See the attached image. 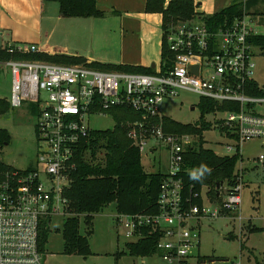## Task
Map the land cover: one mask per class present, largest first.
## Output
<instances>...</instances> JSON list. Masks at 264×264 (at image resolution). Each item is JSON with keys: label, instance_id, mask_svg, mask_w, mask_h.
I'll list each match as a JSON object with an SVG mask.
<instances>
[{"label": "built area", "instance_id": "obj_1", "mask_svg": "<svg viewBox=\"0 0 264 264\" xmlns=\"http://www.w3.org/2000/svg\"><path fill=\"white\" fill-rule=\"evenodd\" d=\"M195 20L172 22L163 30L173 65L166 69L160 65L152 74L27 59L39 53L36 44L13 42L0 47V68L9 67L11 73V106L26 105L38 119L35 165L0 170V264H45L43 221L66 212L65 191L77 165V151L95 130L90 125L91 116L110 115L116 125L113 109L127 107L138 114L125 126L141 156L145 152L154 155L159 142L167 148L168 171L161 184L160 211L115 213L128 242L140 240L149 229L160 234L157 254L170 263L188 264L190 251L200 243V230L192 222L241 209L242 169H238L236 186H221L220 201L211 200L206 192L194 194L203 200L201 205L184 197L179 174L185 153L195 146L197 136L166 132L161 107L182 90L198 94L200 100L237 104L239 110L210 113L216 121L214 126L224 128L223 133L235 141L226 145L227 154L240 153L244 142L264 141V96L249 93L258 48L250 41L257 33L255 22L244 14L210 30L203 22L195 25ZM1 53L8 54L9 59H3ZM192 66L198 68V75ZM151 141L157 143L151 145ZM259 160L263 162L264 156ZM209 204L217 206L212 209Z\"/></svg>", "mask_w": 264, "mask_h": 264}, {"label": "trees", "instance_id": "obj_2", "mask_svg": "<svg viewBox=\"0 0 264 264\" xmlns=\"http://www.w3.org/2000/svg\"><path fill=\"white\" fill-rule=\"evenodd\" d=\"M264 1V0H263ZM59 5L60 13L64 17L75 18H102L109 13L100 10L97 0H44ZM259 0H234L230 5L214 14H201L196 10L194 0H171L166 6L165 0H147L146 11L161 13L163 15V30L172 22L200 19L210 30L233 22L237 17L245 14L244 8L250 10ZM250 41L264 53V34L254 33ZM7 60L9 55L1 53ZM30 60H42L68 65L86 64L104 70H123L152 74L155 69L145 66L102 64L99 62L88 63L82 56L36 53L26 56ZM173 54L166 41H163L161 65L163 69L173 65ZM249 93L254 96H264V87L255 79L251 81ZM7 98H0V115L11 109ZM201 117L195 123H182L164 117L166 132L188 133L197 136L195 146L185 153L183 168L179 176L184 182V197L190 198L193 203L202 204L201 198H194L195 193L206 194L213 201H220L218 196V183H225L229 187L238 184V162L242 159L240 153L219 154L212 148L206 147L204 132L214 127L205 117L213 112L222 110H239L233 103H220L211 99L201 98L198 103ZM111 113L117 120L112 129L92 130L85 138L76 154V168L70 173L71 181L65 191L68 201V218L62 233L64 239V252L87 257L92 254L89 235L92 233L93 216L101 212L110 204H115L116 212L122 214H156L160 211L158 199L161 184L167 177L166 172H148L143 163L142 156L137 146L128 137L125 122L138 117V114L127 107L113 109ZM224 132V128L221 127ZM231 138L235 135L231 134ZM10 133L5 128H0V142L8 143ZM104 154L101 157V150ZM264 164V161H263ZM12 167L0 162V170ZM81 218L88 229V234L80 232ZM262 230L254 227L252 231ZM43 249L48 242L49 229L43 225L41 234ZM159 233H151L145 229L144 236L136 242H127L124 254L134 257H148L157 254ZM118 253L117 256H120ZM263 264V263H258Z\"/></svg>", "mask_w": 264, "mask_h": 264}, {"label": "rangeland", "instance_id": "obj_3", "mask_svg": "<svg viewBox=\"0 0 264 264\" xmlns=\"http://www.w3.org/2000/svg\"><path fill=\"white\" fill-rule=\"evenodd\" d=\"M233 1L216 0L215 4L205 8V14L222 10ZM246 1L243 0L244 4ZM244 11L247 16L253 18L255 32L264 34V1L259 0L255 7L250 10L244 8ZM201 22L198 18L194 24L199 25ZM254 61L256 66L253 78L264 87V53L259 48H256ZM10 97V68L1 67L0 98L9 100ZM199 100L198 94L182 90L179 96L164 101L161 112L165 117L182 123H195L201 117ZM205 118L213 125L216 124L213 115L209 114ZM37 120L35 113L26 105L24 108L11 107L8 113L0 115V128H5L10 133L8 143L0 142V162L19 169H27L35 165L38 154L35 130ZM90 125L95 130L112 129L115 120L110 115L91 116ZM204 138L206 147L222 155L227 154V144H235V141L226 136L218 126L205 131ZM156 143L150 142L151 145ZM157 144L158 151L154 155L145 152L142 155V163L148 172H167L166 145L162 142ZM103 154L104 149L101 150L100 156L102 157ZM240 154L242 159L238 162V169L245 172L240 192L241 209L230 215L192 222L200 230V243L199 247L190 251L187 257L188 264H264V164L259 160L261 155L264 156V141L255 139L242 143ZM205 203L208 204L206 198ZM209 206L214 209L217 205L209 204ZM115 213V204H110L101 212L94 214L93 231L89 235L92 254L87 257L64 252L62 230L68 218L67 212L45 219L43 223L49 229V238L44 249L45 264H178L164 260L160 254L148 257L124 254L128 241L116 221ZM254 227L262 230L252 231ZM80 232L83 235L88 234L83 218H81ZM118 253H121L120 256H117ZM209 259L216 261L209 262ZM205 260L206 262H203Z\"/></svg>", "mask_w": 264, "mask_h": 264}, {"label": "crops", "instance_id": "obj_4", "mask_svg": "<svg viewBox=\"0 0 264 264\" xmlns=\"http://www.w3.org/2000/svg\"><path fill=\"white\" fill-rule=\"evenodd\" d=\"M165 1L167 6L171 0ZM194 1L197 12L205 14V8L216 0ZM97 5L109 14L102 18L64 17L53 2L0 0V47L28 43L36 44L39 53L82 56L89 64L156 65L154 69L161 65V13L147 12V0H97Z\"/></svg>", "mask_w": 264, "mask_h": 264}, {"label": "water", "instance_id": "obj_5", "mask_svg": "<svg viewBox=\"0 0 264 264\" xmlns=\"http://www.w3.org/2000/svg\"><path fill=\"white\" fill-rule=\"evenodd\" d=\"M155 66H156V65H153L152 67H155ZM191 70L194 71V72L198 75V68H197V67L192 66V67H191ZM223 184H224V183L221 182V183H218V185H217L218 196H220V188H221V186H222ZM208 261H209V262H213V261H216V259H209ZM226 261H228V260H226Z\"/></svg>", "mask_w": 264, "mask_h": 264}, {"label": "flooded vegetation", "instance_id": "obj_6", "mask_svg": "<svg viewBox=\"0 0 264 264\" xmlns=\"http://www.w3.org/2000/svg\"><path fill=\"white\" fill-rule=\"evenodd\" d=\"M206 261V260H205Z\"/></svg>", "mask_w": 264, "mask_h": 264}]
</instances>
